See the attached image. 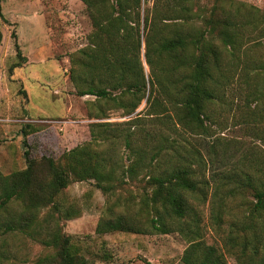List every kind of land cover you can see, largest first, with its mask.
Listing matches in <instances>:
<instances>
[{"label":"trees","instance_id":"1","mask_svg":"<svg viewBox=\"0 0 264 264\" xmlns=\"http://www.w3.org/2000/svg\"><path fill=\"white\" fill-rule=\"evenodd\" d=\"M82 2L92 31L86 46L70 58L75 94L94 97L86 101L89 118L106 119L109 109H120L130 119L92 121L90 140L59 157L31 156L28 148L26 168L8 174L0 170V207L14 201L20 205L5 230L44 244L48 251L31 264H92L65 232L58 197L77 181L93 180L108 197L136 182L143 184L137 208L125 205L116 212L113 203L108 205L98 234L176 230L188 242L183 264H229L228 255L236 264H264V150L255 159L242 154L231 170L210 177L203 154L191 141L212 135L208 106L220 97L218 89L230 83L222 72L219 44L233 52L256 40L260 16L243 3L229 8L224 0H215L208 13L200 0ZM15 46L20 54L18 42ZM248 97L259 99L256 91ZM143 101L146 110L140 114L136 110ZM23 133L28 146L29 132ZM246 192L254 197L248 213L233 215L230 204ZM206 206L222 247L206 240ZM76 215L65 211L66 219Z\"/></svg>","mask_w":264,"mask_h":264},{"label":"rangeland","instance_id":"2","mask_svg":"<svg viewBox=\"0 0 264 264\" xmlns=\"http://www.w3.org/2000/svg\"><path fill=\"white\" fill-rule=\"evenodd\" d=\"M227 7L244 4L256 11L262 30L254 34L256 40L246 42L241 49L230 50L221 43L222 72L228 75L230 83L225 89H218V97L210 106L209 128L211 136L201 135L191 141L203 154L208 175L217 170H231L242 154L255 159L264 150V0H224ZM215 0H200L201 9L208 13ZM149 2L143 6H151ZM4 19L0 21L3 43L0 47V86L22 99L24 83L9 82L14 70L24 74L28 69L42 70L39 81L46 88H57V95L69 96L73 111L60 116L58 108H49L38 112L39 120L23 124V129L33 127L29 132L28 147L31 156L47 155L57 158L65 150L89 141L91 138L89 123L92 121H110L122 123L130 119L123 116L120 109H109L106 119L88 117L86 101L93 96H78L70 80L71 55L86 46L92 31V22L86 5L82 0H1ZM262 16V17H261ZM19 34V40L17 38ZM15 42H18V54ZM39 53V55H38ZM148 70V66L146 65ZM31 77L25 83L30 85ZM248 82V83H247ZM257 92L259 99L253 101L250 92ZM57 101V100H55ZM56 104L62 105L59 100ZM30 105V104H28ZM19 108V107H18ZM146 102L143 101L136 112L145 114ZM29 112V108L27 109ZM0 106V117L6 115ZM135 112V113H136ZM4 120H0L3 123ZM123 126L129 127L128 124ZM32 131V130H31ZM8 134V133H7ZM9 134L8 136H11ZM7 135L0 132V149L7 148ZM121 152L125 153L121 148ZM254 153V154H253ZM255 153L257 155H255ZM23 165L27 164L26 155L15 154ZM246 164L243 165V169ZM0 170L4 174L2 166ZM252 172H254L252 170ZM259 175L256 174V178ZM142 183L130 182L108 197L94 185V181H77L70 184L58 197L63 217L64 230L73 236L74 243L91 260L92 264H183L182 256L188 246L186 238L178 231L170 233H133L112 231L104 234L96 232L97 224L106 211L113 205L116 212L124 210L125 205L137 208L143 192ZM117 198L119 201L116 203ZM131 202H126V201ZM254 197L246 192L230 204L232 214L242 216L248 213ZM19 201L0 207V264H31L36 257L48 251L41 241L31 239L18 230L6 231L5 227L19 211ZM72 209L73 218L65 217V211ZM46 211V210H45ZM148 214H144L145 219ZM205 223L208 226L206 240L223 246L222 238L210 225L208 206L205 208ZM103 254H107L105 259ZM229 264H236L233 256L228 255Z\"/></svg>","mask_w":264,"mask_h":264},{"label":"crops","instance_id":"3","mask_svg":"<svg viewBox=\"0 0 264 264\" xmlns=\"http://www.w3.org/2000/svg\"><path fill=\"white\" fill-rule=\"evenodd\" d=\"M17 38L19 40V34L17 32ZM39 55V53H38ZM42 75V70L28 69L24 74L19 73L18 70H14L11 74L9 82L24 83V88L21 92L23 94L22 99L16 97L11 92V87L7 84L8 91L0 86V106L6 111V115L0 117V120H4L0 123V132L7 135L8 144L7 148L0 149V166H2L4 172H10L13 169H24L26 165H23L15 154H25V150L28 147L23 148V140L25 138L23 133L24 123H34L39 120L38 112L43 109L58 108V114L60 116L67 115L73 111L72 101L69 100L74 94L69 93L66 95H57L58 89L46 88V83L39 81L38 77ZM31 77L30 85L25 83L26 78ZM59 100L62 101V105L56 104ZM30 104V105H28ZM19 107V108H18ZM29 108V112L27 109ZM29 127H32L29 125ZM32 130V131H31ZM27 132H36L35 128L26 130ZM8 133V134H7ZM11 136H8L11 134ZM29 133L27 138L29 137Z\"/></svg>","mask_w":264,"mask_h":264}]
</instances>
